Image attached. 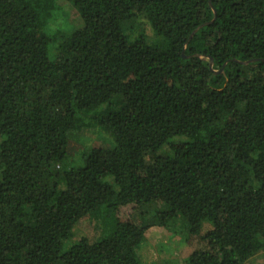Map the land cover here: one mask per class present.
Returning <instances> with one entry per match:
<instances>
[{
    "label": "trees",
    "instance_id": "obj_1",
    "mask_svg": "<svg viewBox=\"0 0 264 264\" xmlns=\"http://www.w3.org/2000/svg\"><path fill=\"white\" fill-rule=\"evenodd\" d=\"M95 128L110 146L76 164ZM84 219L99 237L75 239ZM154 228L192 250L144 262ZM259 255L264 0H0V264Z\"/></svg>",
    "mask_w": 264,
    "mask_h": 264
},
{
    "label": "rangeland",
    "instance_id": "obj_2",
    "mask_svg": "<svg viewBox=\"0 0 264 264\" xmlns=\"http://www.w3.org/2000/svg\"><path fill=\"white\" fill-rule=\"evenodd\" d=\"M59 13H56L57 17L62 15V17H65L66 14H70L67 16L64 20H62L65 23L57 22L58 24L63 25L65 28H69V30L73 28L80 27L82 23L81 17L75 12L73 7L70 4H64L63 7L60 9ZM68 19H70L72 22H67ZM74 134L78 135L76 138L77 143L80 144V147L74 151L73 157L74 160H78L79 155L82 154L85 149H88L93 144H100L103 143L104 146H110L111 138L106 133L100 131L98 128H95V130H88L85 131H76ZM81 159V158H80ZM80 160L75 162L78 164ZM62 188V185L60 186ZM93 220V219H92ZM91 219H84L75 230V239H78L81 236H90L91 239L97 238L101 235V230L99 228H96V223L92 221ZM210 227V225L205 222V226L203 228L204 232ZM169 243L175 244V238L173 235H169V233L163 229L160 228H154L151 229L147 235V242L144 244V246L141 249V256L144 260V262L149 263L150 261H157L160 260L161 257L165 258H174V253H178L177 257L179 260H182V256L187 255L192 249L191 246L184 244L181 246L180 249L171 250L166 247L169 246ZM196 246V242H193ZM177 245H180V242H178ZM178 248V247H177ZM161 249H164L163 251ZM260 257V255H259ZM177 259V258H175ZM248 264H264V256L260 258H255L248 262Z\"/></svg>",
    "mask_w": 264,
    "mask_h": 264
},
{
    "label": "water",
    "instance_id": "obj_3",
    "mask_svg": "<svg viewBox=\"0 0 264 264\" xmlns=\"http://www.w3.org/2000/svg\"><path fill=\"white\" fill-rule=\"evenodd\" d=\"M211 61V64H212V60H210Z\"/></svg>",
    "mask_w": 264,
    "mask_h": 264
}]
</instances>
